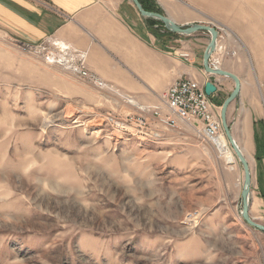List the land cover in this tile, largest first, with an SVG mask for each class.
<instances>
[{
    "label": "rangeland",
    "instance_id": "obj_1",
    "mask_svg": "<svg viewBox=\"0 0 264 264\" xmlns=\"http://www.w3.org/2000/svg\"><path fill=\"white\" fill-rule=\"evenodd\" d=\"M226 3L208 7L215 21L203 24L218 31L209 63L241 82L226 120L251 174L249 218L264 226L255 168L264 154V0ZM150 30L173 44L187 38L192 48L203 40L201 57L210 41L205 31ZM54 41L26 42L0 21V264H264V232L242 216L244 170L225 134L231 165L196 125L173 129L147 118L150 128L137 136L116 129L160 101L137 111L126 97L122 110L107 82L97 88L26 47ZM184 48L172 52L190 53ZM71 76L105 93L103 103L71 98ZM224 78L210 95L219 118L235 86Z\"/></svg>",
    "mask_w": 264,
    "mask_h": 264
},
{
    "label": "crops",
    "instance_id": "obj_2",
    "mask_svg": "<svg viewBox=\"0 0 264 264\" xmlns=\"http://www.w3.org/2000/svg\"><path fill=\"white\" fill-rule=\"evenodd\" d=\"M225 1L150 0L178 25L215 21L209 17L208 7L217 8L221 2L230 5ZM0 21L12 35L26 42L54 39L85 53L87 68L113 87L109 98L122 110L126 97L137 111L158 104L160 96L179 79L195 80L201 86L210 81L217 88L214 95L219 94L221 85H227L226 78L207 75L203 70L199 53L203 40L192 48L187 38L173 44L170 35L155 37L132 0H0ZM159 34L169 33L162 30ZM184 47H189L190 62L172 52L173 48ZM216 51L212 58L217 57ZM92 90L88 83L71 76V98L103 103L105 93ZM253 133V129L247 133L249 155L255 150ZM255 160L256 199L264 206V154Z\"/></svg>",
    "mask_w": 264,
    "mask_h": 264
},
{
    "label": "built area",
    "instance_id": "obj_3",
    "mask_svg": "<svg viewBox=\"0 0 264 264\" xmlns=\"http://www.w3.org/2000/svg\"><path fill=\"white\" fill-rule=\"evenodd\" d=\"M54 48L41 44L29 49H36L42 53L44 60L49 64H56L71 71L78 79L87 80L90 84L100 89L108 88V84L92 73L85 64V53L74 50L60 42H51ZM178 57L186 62L191 61L189 52H178ZM160 105L150 108L149 116L126 115L122 123H115L116 129L127 133L136 134L147 130V118H151L156 124L166 128L176 129L180 124L198 127L200 138L214 150L221 153L225 141L219 114L215 111L210 96L204 92L203 86L191 79H179L173 82L160 96ZM118 122L115 118H108V123ZM128 129L127 130H123ZM142 130V131H141ZM121 131V132H122ZM131 131V132H130ZM122 132L123 134H125ZM134 132V133H132ZM146 136L156 137L155 133H145ZM153 138H150L153 140ZM155 141V140H153ZM223 154V153H221Z\"/></svg>",
    "mask_w": 264,
    "mask_h": 264
},
{
    "label": "water",
    "instance_id": "obj_4",
    "mask_svg": "<svg viewBox=\"0 0 264 264\" xmlns=\"http://www.w3.org/2000/svg\"><path fill=\"white\" fill-rule=\"evenodd\" d=\"M132 2L142 17H144L145 19H154V20H158L162 22L164 28L167 31L180 34V35H190L198 31H205L210 34V41L207 44L203 52V55H202L203 69L209 75L231 78L234 81V85H235L233 91L230 93V95L226 98V100L222 104L221 111H220V120H221V125L223 128L224 134L226 138L228 139L230 145L232 146L237 158L241 162L243 166V170H244V184H243V189H242V194H241L242 209H243L242 216L248 225L264 232L263 225L255 223L249 218V215H248L249 201L248 200L250 197L251 174H250L249 166H248V163L245 157L243 156V154L241 153L240 149L237 147V145L235 144V141L233 140L231 136L230 129H229V126L226 120V112H227L228 106L239 95L240 90H241V82L237 78V76H235L234 74L224 71V70H220L218 68H213L211 67L209 63L210 57L216 49L218 31L209 25H203V24L177 25L170 18L160 13L145 11L142 8L138 0H132ZM216 89H217L216 86L210 81L204 84V92L207 96L214 94L216 92Z\"/></svg>",
    "mask_w": 264,
    "mask_h": 264
},
{
    "label": "trees",
    "instance_id": "obj_5",
    "mask_svg": "<svg viewBox=\"0 0 264 264\" xmlns=\"http://www.w3.org/2000/svg\"><path fill=\"white\" fill-rule=\"evenodd\" d=\"M139 3L141 4L142 8L145 10V11H148V12H159L153 3L150 2V0H138ZM146 23H147V26L148 28L150 29L152 26H156V29L157 28H163V24L162 22L160 21H156V20H153V19H147L146 20Z\"/></svg>",
    "mask_w": 264,
    "mask_h": 264
},
{
    "label": "bare ground",
    "instance_id": "obj_6",
    "mask_svg": "<svg viewBox=\"0 0 264 264\" xmlns=\"http://www.w3.org/2000/svg\"><path fill=\"white\" fill-rule=\"evenodd\" d=\"M149 137H151V136H149ZM224 148H225V144L223 143V147L221 148V153H223V155H224V157H225V162H226V164H227V165H231V164H229V161H228V159H227V157H228V152H227ZM233 152H234V150H233ZM234 154H235V152H234ZM235 156H236V154H235Z\"/></svg>",
    "mask_w": 264,
    "mask_h": 264
}]
</instances>
